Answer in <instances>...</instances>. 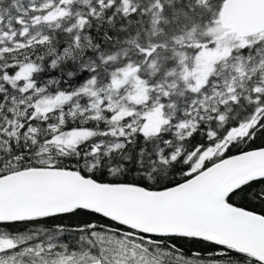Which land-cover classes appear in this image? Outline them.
<instances>
[{"label":"snow or ice","instance_id":"6c2138e0","mask_svg":"<svg viewBox=\"0 0 264 264\" xmlns=\"http://www.w3.org/2000/svg\"><path fill=\"white\" fill-rule=\"evenodd\" d=\"M0 264H264V0H0Z\"/></svg>","mask_w":264,"mask_h":264}]
</instances>
